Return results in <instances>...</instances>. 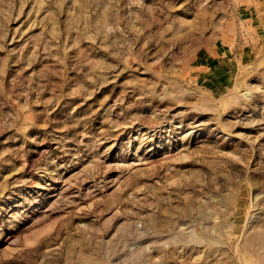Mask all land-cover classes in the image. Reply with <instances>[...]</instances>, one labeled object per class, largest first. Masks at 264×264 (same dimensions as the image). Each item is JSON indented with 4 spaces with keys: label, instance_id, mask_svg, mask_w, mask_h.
<instances>
[{
    "label": "rangeland",
    "instance_id": "1",
    "mask_svg": "<svg viewBox=\"0 0 264 264\" xmlns=\"http://www.w3.org/2000/svg\"><path fill=\"white\" fill-rule=\"evenodd\" d=\"M243 13L0 0V264H264V45L194 66Z\"/></svg>",
    "mask_w": 264,
    "mask_h": 264
},
{
    "label": "crops",
    "instance_id": "2",
    "mask_svg": "<svg viewBox=\"0 0 264 264\" xmlns=\"http://www.w3.org/2000/svg\"><path fill=\"white\" fill-rule=\"evenodd\" d=\"M243 14L228 20L216 42L195 56L199 76L212 89L228 84L239 64L254 58L259 43L264 45V13Z\"/></svg>",
    "mask_w": 264,
    "mask_h": 264
}]
</instances>
